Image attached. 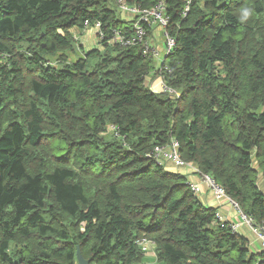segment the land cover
<instances>
[{
  "label": "trees",
  "instance_id": "16d2710c",
  "mask_svg": "<svg viewBox=\"0 0 264 264\" xmlns=\"http://www.w3.org/2000/svg\"><path fill=\"white\" fill-rule=\"evenodd\" d=\"M164 2L175 48L160 70L142 44L111 42L136 21L119 0H0V264H78V247L90 264H140L143 237L159 264H264L148 157L176 139L264 221V0ZM96 22L104 39L82 50L74 33Z\"/></svg>",
  "mask_w": 264,
  "mask_h": 264
},
{
  "label": "built area",
  "instance_id": "2783aa9c",
  "mask_svg": "<svg viewBox=\"0 0 264 264\" xmlns=\"http://www.w3.org/2000/svg\"><path fill=\"white\" fill-rule=\"evenodd\" d=\"M119 8H121V10L123 11H128L132 15H134L136 21L133 26V31L130 34H128L127 32L124 33L117 29H113L111 35V42L113 44L119 45L120 47H130L136 44H142L144 47L145 56L151 55L155 60L157 58V60L161 62V64L159 65V69L161 70V67L164 64L163 57L161 58V53L151 45V41L149 40V37L147 35L150 28L152 29L154 26H161L162 27L161 30L163 31V36L166 39L165 54H169L174 50L175 39L167 32L169 18L166 16V3L164 2V0H161L158 3V5L150 9H143L138 6H132L129 3H127L125 0H119ZM188 10H189V6L186 8L185 14H187ZM91 27L92 26L88 24H86L85 26L86 29H89ZM92 28L96 29V34H99L100 38L104 39L105 34L104 31L102 30V26L100 22H96ZM165 69H167V66L163 67L164 71ZM162 90L163 91L168 90V87L164 83L162 86ZM174 93L178 95L177 92L174 91ZM148 157L150 159L155 160L160 165L164 164L167 161H170L173 162L176 166H180V167L192 168L195 166L194 164L183 160L180 153V144L174 138L171 139L170 142L167 144L156 145L148 153ZM196 172L201 175L203 181L208 186L209 190L214 194L217 200L222 201L224 203H228L237 211L238 210L240 211L239 214H241L242 221L251 227V230L257 235L264 249V221H262L257 225L252 217L242 212L237 201L227 194L224 187L221 184H219L216 181V179H214L212 176L208 174L201 173L197 167H196ZM189 186L192 192L196 196L200 195L201 189L199 185L197 186L192 182H190ZM217 217L222 221L228 222L227 220H225V218H223V216H221L218 213H217ZM242 221L240 220L239 223L240 224L243 223ZM231 228L232 230L237 229L238 225L237 226L231 225ZM137 244L142 248V251L144 253H147L148 251L151 250V247L154 246L155 242L147 237H143L138 239Z\"/></svg>",
  "mask_w": 264,
  "mask_h": 264
},
{
  "label": "crops",
  "instance_id": "0c3cea01",
  "mask_svg": "<svg viewBox=\"0 0 264 264\" xmlns=\"http://www.w3.org/2000/svg\"><path fill=\"white\" fill-rule=\"evenodd\" d=\"M155 27H157V26H155ZM155 27L151 31L150 39L152 42L154 40L153 44H155V46H157L160 51H163L164 50V47H163L164 42H163L162 31H160L159 29H157ZM96 42H97V40H96ZM92 43H95V40H93ZM89 44H91V43H89L88 41L85 42V44L83 45L84 50H86V46ZM97 46H95V47H97ZM95 47H92V48H95ZM155 78H156V80L159 79L158 76ZM161 84H162V80L160 82V79H159V82L156 81V83L154 85V87L157 88L158 91H155V89L153 90L152 88L151 89L155 92H162L163 90H162V87L160 86ZM165 164L167 167H169V169L171 171L185 175L186 178L188 179V182H192V183L198 184L200 186L201 194L198 196V198L205 206L216 208L218 210L217 213L220 214L221 216H223V218H225V220H227V221L234 222V223L239 222V212L235 208H233L230 204L217 200L215 198L214 194L209 190L208 186L205 183H202L201 175L196 172L197 166H194L192 168L180 167V166H176L173 162H170V161L166 162ZM256 168H258V166ZM258 170L262 171L261 169H258ZM262 174L264 176L263 171H262ZM260 175H261V173H259V177H260ZM258 185H259V187L261 185L259 183V180H258ZM260 189L264 193V188L260 187ZM237 233L240 235H243L244 237H246L248 239L249 247L253 252H264V249L262 248V244H261L260 240L258 239L257 235L252 230H250V228L247 224L241 223ZM151 261L154 262V260H152V259H147V261H145V262H151Z\"/></svg>",
  "mask_w": 264,
  "mask_h": 264
},
{
  "label": "rangeland",
  "instance_id": "374dc122",
  "mask_svg": "<svg viewBox=\"0 0 264 264\" xmlns=\"http://www.w3.org/2000/svg\"><path fill=\"white\" fill-rule=\"evenodd\" d=\"M123 16H124V18H125V20H132L133 19V17L135 18V16L134 15H131V13L130 12H128V11H124V14H123ZM136 19V18H135ZM155 28H157V29H159L160 31H162L161 29H162V27L161 26H157V27H155ZM115 29H117V28H115ZM154 29V28H153ZM113 31V30H112ZM75 36H74V38H75V40L80 44V47H81V49L82 50H84V47H83V45L85 44V42H89V43H91V44H89V45H87L86 46V50L88 51V50H90V49H93L92 47H95V46H97V45H99V47H100V42H101V40H103V38H100V36H99V34H96V29H94V28H89V29H84V31L83 32H78V31H76L75 33ZM162 35H163V31H162ZM93 40H95V43H92L93 42ZM96 40H97V42H96ZM163 42H164V50L163 51H160L159 50V48L157 47V46H155V44H153L154 43V40H153V42L151 41V45L157 50V51H159L160 53H161V58L163 57V60H164V57H165V42H166V39L164 38V36H163ZM77 43V44H78ZM83 54H80L79 52H76V53H74V54H72V59H78L79 57H81ZM161 61V60H160ZM69 62H72L70 59H69ZM159 63V64H158ZM161 64V62H159V60H157V58H156V65L159 67V65ZM166 68V67H165ZM165 71H168V67H167V69H165ZM159 79H160V82H161V80L163 81V79H161L160 77H159ZM159 79L158 80H156V78L155 77H153L151 74L148 76V78H147V85L150 87V88H152L153 90L155 89V91H158V89L157 88H155L154 87V85H155V83H156V81L157 82H159ZM156 80V81H155ZM155 81V82H154ZM160 84V83H159ZM161 87L163 86V83L160 85ZM154 87V88H153ZM161 90V89H160ZM159 90V91H160ZM259 173H261V175H260V177L258 176V180H259V183L261 184L260 185V187L262 188H264V176H263V174H262V171H258ZM201 181H202V183H205L204 181H203V179H202V177H201ZM193 184H195V183H193ZM195 185H197L198 186V184H195ZM200 187V186H199ZM201 189V188H200ZM200 194H201V192H200ZM239 211V210H238ZM239 213H240V211H239ZM245 214V213H244ZM240 220L242 221V219H241V214H239V222H240ZM234 223V222H230V221H228V223L229 224H231L232 226H237L238 225V228L237 229H234L233 230V232H235V231H237L238 232V229H239V226H240V223ZM243 222V221H242ZM244 223V222H243ZM249 226V225H248ZM249 228H250V230H251V227L249 226ZM236 232V233H237ZM263 248V247H262ZM145 254V256H146V260H144V262L143 263H140V264H159L158 262H157V260H156V255H155V253H154V251L152 250V247H151V250L150 251H148L147 253H144ZM147 259H152V260H154V262H145V261H147Z\"/></svg>",
  "mask_w": 264,
  "mask_h": 264
},
{
  "label": "water",
  "instance_id": "95a60500",
  "mask_svg": "<svg viewBox=\"0 0 264 264\" xmlns=\"http://www.w3.org/2000/svg\"><path fill=\"white\" fill-rule=\"evenodd\" d=\"M77 261H78V264H90V260L86 259L82 255L79 247H78V250H77Z\"/></svg>",
  "mask_w": 264,
  "mask_h": 264
}]
</instances>
